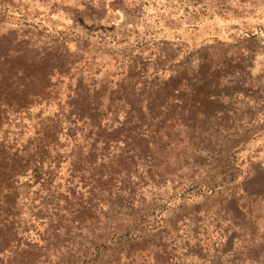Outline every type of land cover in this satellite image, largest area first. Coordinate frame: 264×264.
Wrapping results in <instances>:
<instances>
[{
  "label": "rangeland",
  "instance_id": "374dc122",
  "mask_svg": "<svg viewBox=\"0 0 264 264\" xmlns=\"http://www.w3.org/2000/svg\"><path fill=\"white\" fill-rule=\"evenodd\" d=\"M29 74L61 77L63 90L79 84L97 94L103 115L92 113L102 124L113 120L104 105L114 101L115 111L120 102L122 110L141 100L145 108L156 92H167L164 106L175 110L165 119L168 133L152 135L150 143L128 140L126 148L142 151L119 156L99 138L97 163L81 157L83 168L68 183L90 189L101 185V174L116 171L113 208L94 199L95 211L86 212L84 201L70 198L43 202L32 215L17 202L37 228L28 235L35 244L17 248L7 225L19 218L8 217L1 200L0 264H264V248L249 247L264 241V202L257 201L252 236L200 190L203 179L224 180L228 192L243 196L244 214V181L264 169V0H0V128L11 142L19 131L22 142L34 139L43 149L31 154L47 164L53 130L36 133L67 98L55 99V89L41 90ZM192 106L205 132L189 128ZM68 108L62 106L63 122ZM196 136L205 139L201 155L191 141ZM84 142L86 149L93 140ZM124 218L144 232L134 244L142 251L121 243L116 222Z\"/></svg>",
  "mask_w": 264,
  "mask_h": 264
},
{
  "label": "trees",
  "instance_id": "16d2710c",
  "mask_svg": "<svg viewBox=\"0 0 264 264\" xmlns=\"http://www.w3.org/2000/svg\"><path fill=\"white\" fill-rule=\"evenodd\" d=\"M31 75L32 74H29L31 81L42 87L41 90H46L51 86V88L55 89L53 95L55 99H60V93H65L67 99L63 103L59 100L57 101L58 106H56V110L47 114V122H45V125L42 128L40 127L41 130L36 133L37 136H40L42 129L43 133L44 131L46 133V128H51V130H53V141L52 144L48 145H51V150H54V156L50 158L51 161L47 164L45 163L46 159H42L43 157L40 158L38 155L31 154L34 149L37 151L43 149V146L39 144L36 147L33 145L34 139L29 138L22 142L23 140L21 137L17 135V133H21V131H19L14 132L11 142V140H6L10 139L6 138L9 136L8 130L0 128L2 133V138L0 139V201L6 202L7 207L5 212L9 215L8 217L13 218L18 216L19 218L17 224L16 222H12L7 225V228L12 230V234L9 235H13L12 241H16L15 245H17V248L23 245V243H34L29 239L28 235L34 230H37L35 226H32L34 223L32 222L33 220H30L32 218H26L22 215V211L17 208V202L27 204L29 213L32 215H36L37 213L40 214L39 209H36V207L43 202H57L60 199L68 200L70 198H76L81 202L84 201L85 204L81 207L84 208L86 212L95 211V205L90 202L94 199L106 200V202L110 204L109 209L110 207L113 208L114 204L111 202V188L113 186V175L116 171L110 174H101L99 178L101 180V185L98 187H91L89 189L80 181L69 184L72 183L73 180L70 176L72 178L77 176L75 173L76 170L79 167L83 168L81 164H78L81 157H87L88 162L97 163L99 157L95 154L96 147L94 142H98L99 138L103 139L101 142H104V149L111 148V152L119 150V156L124 152L133 155V152H137L138 150L142 151L143 147L139 149L134 148L136 146L131 149L126 148L128 140H142V142L150 143L151 141H148V138L153 137L152 135L161 137L164 133H168L169 130L165 125V119L169 118L170 113L175 110L172 106H164L165 99H168L167 92H156L151 103L145 108L141 105V100L130 102L129 108H124L122 110H120L119 106H121L123 102H120V105L118 104L115 111L114 108L111 109L114 101L112 104L108 103L104 105L105 108L111 111L113 120H108L107 123L102 124L101 120H95L93 115L96 113H92L95 111L99 113L101 117L103 115V100H99L97 94L91 96V94L80 87L79 84H77L75 88L69 87L63 90L62 83L64 80L61 77H56L55 82H53L49 74L45 77L37 76L36 78ZM115 92L114 90L111 95ZM120 97H123V95H120ZM120 97H118L117 100ZM1 104H4L2 99H0V106ZM64 104H68L69 106L68 114L64 115L65 122L59 118L63 113L62 106ZM189 109L190 111L187 112V116H189L191 120H194L193 124L188 125L191 131L195 132V125H197L199 132H205L202 125L196 123L199 112L195 110L194 106ZM115 112H118L117 114H124V119L121 120L118 116L115 117ZM131 115L134 118H131ZM147 120H149L148 124H146ZM42 122H44V119H42ZM62 136H64V138H61ZM86 137L92 139L93 142H91L90 148L85 149V145L83 144L85 143L84 140ZM191 141H193L194 151L201 155L205 148V139L196 136ZM146 147H148L147 144ZM33 154H36V152L34 151ZM60 166L67 168L66 171L69 170L68 176L63 172L59 174L61 170L58 168ZM117 172L118 174L121 173L120 171ZM215 179L214 177H209L207 180L203 179L201 181L202 184L200 187L204 189L200 190L206 192V196L204 195L205 199L208 200L212 198L219 200L218 205L220 207L218 210L231 213L232 219L241 221L248 233L255 236V232H258L257 218L260 217L261 214V210L259 205L257 207V204H259V202H264V169H258L255 174L251 177H247L244 181V200L247 201L248 205V209L244 214L242 213L244 203H239L243 196H238L236 192H228V188L224 187V180L215 182ZM233 180L234 178L232 177L227 182H232ZM258 200L259 202H257ZM262 211H264V207ZM240 214L242 215L239 216ZM116 223L117 227L121 230V234L119 235L121 243H123L125 239L124 243L129 244L130 248H132L144 241V232L137 231L132 218H124L123 220L118 219ZM262 235L264 237V229ZM100 239L104 241L108 239V236L102 235ZM12 241L9 242V244H11ZM250 243L249 247L252 253L264 248V241L257 243L255 241H250ZM6 244H8V242ZM4 249L5 248H0V254L5 252ZM134 250L142 251V248L135 246Z\"/></svg>",
  "mask_w": 264,
  "mask_h": 264
}]
</instances>
